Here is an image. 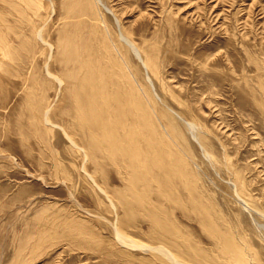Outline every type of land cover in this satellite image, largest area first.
I'll return each instance as SVG.
<instances>
[{"label":"rangeland","instance_id":"374dc122","mask_svg":"<svg viewBox=\"0 0 264 264\" xmlns=\"http://www.w3.org/2000/svg\"><path fill=\"white\" fill-rule=\"evenodd\" d=\"M101 1L0 0V264H264V0Z\"/></svg>","mask_w":264,"mask_h":264},{"label":"bare ground","instance_id":"6f19581e","mask_svg":"<svg viewBox=\"0 0 264 264\" xmlns=\"http://www.w3.org/2000/svg\"><path fill=\"white\" fill-rule=\"evenodd\" d=\"M90 3L92 2L94 5H102V1L101 0H88ZM87 3V2H86ZM107 10L109 11V12H111V10L109 9V8H107ZM112 13V12H111ZM113 14V13H112ZM101 15V14H100ZM114 15V14H113ZM101 17V16H100ZM114 18H115V22H116V24H117V26H118V29H119V38L136 54V56H138L139 57V55H138V51H137V48H136V46H135V44H134V42L131 40V38L128 36V35H126L125 33H123V32H121V28H120V25H121V23H120V21H119V19L114 15ZM101 22V21H100ZM75 64V63H74ZM143 65H144V67L145 68H147V64L146 63H144L143 62ZM87 80L88 79H83V82L84 83H87ZM88 83H89V80H88ZM101 85V84H100ZM74 93V92H73ZM101 93L102 92H99L98 91V95H97V100H98V105H95V108L96 109H98L97 110V112H99V108H101L104 104H106V102L107 101H105V99H104V96L103 95H101ZM94 99L96 100V98L94 97ZM100 104H102V106H99ZM128 104V103H127ZM98 107V108H97ZM119 110H122V112L121 113H123L124 114V107H121V109L120 108H118ZM48 109H46V110H44L43 111V116L44 115H46L48 112ZM83 111V110H82ZM81 111V113L83 114V112ZM80 113V114H81ZM99 114H101V113H99ZM125 115H127V114H125ZM124 116V115H123ZM143 116V115H142ZM143 118V117H142ZM85 123V122H84ZM66 134V133H65ZM68 137V136H67ZM69 138V137H68ZM72 141V140H71ZM75 144V143H74ZM227 248V247H226ZM231 248V247H230ZM163 254H165L166 256H168L165 252H163ZM236 255V257L238 258V259H240V257L237 255V254H235ZM169 257V256H168Z\"/></svg>","mask_w":264,"mask_h":264}]
</instances>
